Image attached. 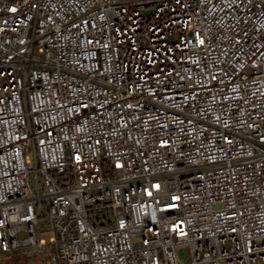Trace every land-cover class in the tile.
<instances>
[{
	"label": "built area",
	"instance_id": "2783aa9c",
	"mask_svg": "<svg viewBox=\"0 0 264 264\" xmlns=\"http://www.w3.org/2000/svg\"><path fill=\"white\" fill-rule=\"evenodd\" d=\"M14 252L264 264V0H0Z\"/></svg>",
	"mask_w": 264,
	"mask_h": 264
},
{
	"label": "trees",
	"instance_id": "16d2710c",
	"mask_svg": "<svg viewBox=\"0 0 264 264\" xmlns=\"http://www.w3.org/2000/svg\"><path fill=\"white\" fill-rule=\"evenodd\" d=\"M33 259L25 254L14 252L0 260V264H31Z\"/></svg>",
	"mask_w": 264,
	"mask_h": 264
},
{
	"label": "rangeland",
	"instance_id": "374dc122",
	"mask_svg": "<svg viewBox=\"0 0 264 264\" xmlns=\"http://www.w3.org/2000/svg\"><path fill=\"white\" fill-rule=\"evenodd\" d=\"M48 236H49L48 233H43V234H42V237L45 238L46 240L48 239ZM42 263H43V264H48L47 261H42ZM31 264H33V263H31Z\"/></svg>",
	"mask_w": 264,
	"mask_h": 264
},
{
	"label": "snow or ice",
	"instance_id": "6c2138e0",
	"mask_svg": "<svg viewBox=\"0 0 264 264\" xmlns=\"http://www.w3.org/2000/svg\"><path fill=\"white\" fill-rule=\"evenodd\" d=\"M14 10V9H13Z\"/></svg>",
	"mask_w": 264,
	"mask_h": 264
}]
</instances>
